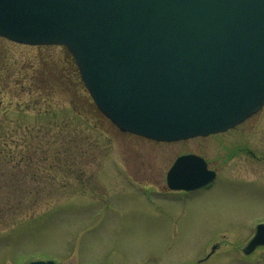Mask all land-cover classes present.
Masks as SVG:
<instances>
[{
	"label": "rangeland",
	"instance_id": "rangeland-1",
	"mask_svg": "<svg viewBox=\"0 0 264 264\" xmlns=\"http://www.w3.org/2000/svg\"><path fill=\"white\" fill-rule=\"evenodd\" d=\"M60 54L0 37V264H198L212 247L204 264H264V247L241 253L264 223V107L225 132L152 141L87 117L84 86L56 77ZM187 153L218 179L181 203L164 175Z\"/></svg>",
	"mask_w": 264,
	"mask_h": 264
},
{
	"label": "water",
	"instance_id": "water-1",
	"mask_svg": "<svg viewBox=\"0 0 264 264\" xmlns=\"http://www.w3.org/2000/svg\"><path fill=\"white\" fill-rule=\"evenodd\" d=\"M0 36L66 47L98 109L147 139L224 132L264 105V0H0ZM260 245L264 224L243 253Z\"/></svg>",
	"mask_w": 264,
	"mask_h": 264
},
{
	"label": "trees",
	"instance_id": "trees-1",
	"mask_svg": "<svg viewBox=\"0 0 264 264\" xmlns=\"http://www.w3.org/2000/svg\"><path fill=\"white\" fill-rule=\"evenodd\" d=\"M59 57H60L59 62L54 63V67H55L54 69L56 70V73H57L56 77L57 78L59 77V79H58L59 83L62 81L66 82V80H68V81L70 80V82H72L73 80L76 79L80 82V84H82L80 77H79V73H78L76 64L74 62V59L69 54V52L65 48H61V54ZM86 103L87 104L85 105V107L88 110L87 113H85L86 116L90 117V119L94 123L96 121L101 122L102 123L101 127L103 128L105 126V123L106 122L108 123L109 121L98 111V109L95 107V105L93 104V102L91 100L86 102ZM76 106H78V105L76 104L75 107ZM103 122H104V124H103ZM13 205L16 206V209H17L19 202L18 203L14 202ZM12 208L13 207L11 205L8 206V210H10Z\"/></svg>",
	"mask_w": 264,
	"mask_h": 264
},
{
	"label": "flooded vegetation",
	"instance_id": "flooded-vegetation-1",
	"mask_svg": "<svg viewBox=\"0 0 264 264\" xmlns=\"http://www.w3.org/2000/svg\"><path fill=\"white\" fill-rule=\"evenodd\" d=\"M187 154H193V153H187ZM181 155H184V154H181ZM194 155H197V154H194ZM197 156H199V155H197ZM199 157L204 160L203 171L201 170V171L197 172V174H199V176H200L198 178V180L205 181V182H202L203 183L202 185H200L196 188L190 189V190H179V191H172L166 187L169 192L181 194L179 196L181 198V200H180L181 203H184L185 201H188L190 198L200 196V195L206 193L207 191L212 190L213 187L217 184L218 171L216 170V167H214L213 164H210L212 162H210L209 159H206L203 156H199ZM171 166H172V164L168 167V169L166 170V173L164 175V177H165L164 180H165L166 186H167V178L166 177H167L168 171L171 168ZM197 166H199V168H201V163L200 164L198 163ZM209 174H214V177L212 180L211 179L209 180ZM194 182H196V181H194ZM251 188H254V187H251ZM211 253H212V251H210L209 254H211ZM209 254L206 255L202 260H199L197 263L198 264L206 263L209 260V256H210ZM54 264H57V263H54Z\"/></svg>",
	"mask_w": 264,
	"mask_h": 264
}]
</instances>
